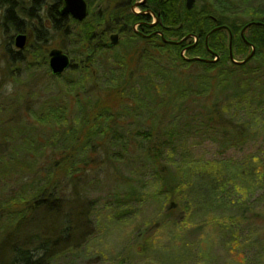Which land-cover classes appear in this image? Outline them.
<instances>
[{
    "label": "rangeland",
    "instance_id": "obj_1",
    "mask_svg": "<svg viewBox=\"0 0 264 264\" xmlns=\"http://www.w3.org/2000/svg\"><path fill=\"white\" fill-rule=\"evenodd\" d=\"M114 1H93L88 12L93 14L100 5L109 13L113 10ZM206 1L218 9L222 3L225 4L228 8L226 13L223 10H218V13H224L225 19L235 24L252 18L264 19V0H193V6L198 9ZM132 10L137 11L138 8L133 7ZM76 27L83 35V23L66 26V35H57L49 30L48 45L43 47V54L49 48L58 47L68 55L72 67L64 71L63 77L79 85L72 90L63 86L64 78L50 77L46 56L44 59L40 55L33 58L26 56L29 47L23 50L26 56L24 63L9 62L5 47L11 49V53L16 47L5 43L15 31L0 30V199L10 194L17 195L22 188H25L24 194H30L42 183L44 166L60 158L61 149L56 138H60L61 130L67 128L68 118L60 117L50 127V123L49 126L43 121H36L32 114L38 110L37 104L47 100L50 93L55 94V89L61 87L68 93L62 98L67 105L65 116H72L77 102L88 100L90 104V98L96 94L114 108L119 105L120 97L117 94L113 96V89L107 97L105 87L109 81V70L117 75V71L113 70L112 54L123 48L124 42L120 41H124L128 34H118L115 44L91 57L90 77L76 70L84 58L82 36L75 35L76 30L70 35ZM27 28L30 30L26 33L30 44L35 30L33 25ZM250 33L248 28L245 29V35ZM163 53L161 57L152 53L153 61L162 67L169 65L176 74L198 77L214 73L212 70L206 72L199 64L183 66L171 60L166 51ZM131 60H134V52L129 48L127 63L130 65ZM27 61L35 64L29 66ZM260 71L256 76L258 80L264 78V67ZM147 73V69L143 68L142 74L146 76ZM258 80L255 82L258 83ZM152 83L157 96L164 97L165 82L155 76ZM8 85H11V92L7 91ZM255 85L251 83L248 92L241 98L227 97L209 116L215 121L239 123L244 128L242 131L246 129V139L227 148L219 147L217 135L212 133L213 128L203 125L207 116L204 105H209L213 98L211 88L192 98L194 101L187 98L188 104H182L180 108L169 110L159 107L155 110L140 90L126 85L121 97L126 108L121 110L119 118L123 121V128L119 130L129 143L131 136H136L137 140L122 147L120 142H116L111 147L108 138L103 136L106 140L100 142L102 149L97 144L88 148L91 150L86 153L87 164L83 165L84 188L81 192L83 202L89 203L86 213L77 217L75 213L36 210L8 223L4 232H0V264H12L15 258L21 257L22 252L17 251L16 246L24 240L35 244L48 241L57 250L47 264H264V102L257 103L256 99L248 102V97H254L249 91ZM259 97L263 99L264 95ZM220 98L216 97L217 101L221 102ZM12 101L17 102V106L10 119L8 114L12 111ZM158 104L161 102L155 105ZM155 115L157 118L153 117ZM153 118L158 122L174 120L193 127L188 135L175 130L167 132L166 140L169 142L161 148L164 151L163 160L178 175L179 186L182 182L190 183L189 179L195 177L197 171L214 179L213 188L203 194L199 190L187 192L185 187H176L174 198L180 203L183 201L180 211L165 210L167 195L158 188L159 177L149 165L141 166L140 162H134L122 166L114 158L110 162L105 161L103 147L110 146L113 149L106 148L108 151L117 152L126 147L132 150L137 145H144L138 139L141 134L137 135L134 131L153 134L159 131L150 122ZM69 125L74 126L75 122ZM122 154L125 155L124 150ZM9 155L20 162L31 161L33 165L29 168L20 162L15 164V161L9 164ZM120 181L141 185L139 198L121 200L116 196V185ZM58 188L62 200L72 197L69 186L59 183ZM246 205L260 210L261 214L249 218L248 210L244 215L240 214L241 208ZM222 223L228 224V231Z\"/></svg>",
    "mask_w": 264,
    "mask_h": 264
},
{
    "label": "trees",
    "instance_id": "obj_2",
    "mask_svg": "<svg viewBox=\"0 0 264 264\" xmlns=\"http://www.w3.org/2000/svg\"><path fill=\"white\" fill-rule=\"evenodd\" d=\"M93 1L95 2L96 0H89V2ZM125 1L115 0L113 10L109 13H106L103 6L99 5L94 10L95 13L90 14L89 12L88 16L83 20V35H80L77 27L72 29L70 33L72 35L73 30H76L74 34L78 37L82 36L84 43V58L80 60V64L76 70L83 71V74H87L90 77L92 76L91 57L96 52L105 51V47H109L107 42L108 31L128 34V37L124 41H120L124 42L123 48L112 54L114 61V69H112L117 71V75L115 76L114 73H111L112 70H109V75L107 76L109 81L105 87L106 92L104 91L107 97H109L108 92L113 89V96L115 97V94H117V97H120L119 105L114 108L112 105L101 100L99 95L96 94L90 98L92 100L90 104L88 100L77 102L72 116H65L67 105L62 102V98L68 93L61 87L55 89V94L54 92L50 93L47 100L37 104L38 110L32 112L36 121H43L47 125L50 123L51 126H49L53 127L54 120L60 117L68 118L67 128L61 130L60 138H56L61 149L60 158L56 161H50L48 165L44 166L41 178L42 183L36 186L30 194H24L25 188H22L19 194H10L6 198L0 199V232H4L8 223L13 222L19 217L26 216V213L36 210L52 213H75L77 217H81L86 213L89 203L83 202L81 192H83L84 188L83 165L87 164L86 153L91 150L88 148L90 146L94 148L97 144L102 149L100 142L106 140L103 139V136L108 138L111 147L116 142H120L119 145L121 147L129 143L128 139L123 138L121 131L123 121L119 119L121 110L126 108L121 98L124 95L123 92L127 87L126 85L132 86L133 90H140L143 97L147 98L146 100L153 105L155 110H158L159 107H166L169 110L180 108L182 104H188L186 103L189 102L187 98L194 101L192 98L208 92V89L211 88V93L213 98H215H212L209 105L203 104L204 107L206 106L204 114L206 113L207 115L206 121L203 123L205 128H209V126L213 128L212 133L215 132L217 135V145L221 148H227L246 139V129L242 131L244 128L239 123L225 120L215 121L209 116L213 113L214 108L216 109L218 104L222 103L227 97L234 96L241 98L244 96L248 92L251 83L256 85L253 90L249 91L252 92L250 95H254V97H248V102L252 99H256L257 103L264 102V98L259 97L264 95V78L258 80L256 77L261 72V67H264L262 62L264 61V25L254 23V21L264 23V19L252 18L249 21L235 24L233 21L225 19L226 15L224 13H226L225 10L228 8L223 3L218 9V7L206 1L201 7L196 9L193 5L190 8H186L182 0H152L151 12L153 17L160 16L165 27L161 29V36L154 35L153 33L147 36H140L132 29L133 21L142 18L149 20L150 16L144 15L143 17V15L133 14L128 9ZM41 5V0H0V30L2 32L10 29L12 31H23L28 29L27 27L31 28L33 25L35 31L32 32L31 45L29 44L28 46V52L31 51L27 52L26 56L29 55L33 58V56L40 55L39 57L44 59L46 55L43 54V47L48 45L49 30H53L57 35H66L68 32L65 23H56L53 20L51 21V29L48 30L43 23L42 16L36 14ZM51 9L50 15L55 17L54 10L53 8ZM218 10H223V15H220ZM247 23L250 24L246 25ZM214 27L217 28L212 30ZM144 28L143 31L147 29L145 26ZM156 28L161 27L156 25ZM241 28H243L242 35H240ZM247 28L251 32L249 35H245V29ZM207 33L206 40H204ZM229 35L231 54L236 60L243 59L249 53V43L253 46L254 51L252 55L244 62L235 63L230 61L228 56ZM10 36L8 41H10ZM162 37L169 41H162ZM139 43L141 46H139ZM5 44H9V42ZM129 48H132L134 52V60H131L132 65L129 62L127 63ZM10 51L12 50L5 47L9 62L24 63L26 61V56L23 55V52L13 51L11 53ZM163 51H166L170 59L178 64L183 66L199 64L206 72L212 70L214 73L209 76L199 75L198 77L176 74L169 65L162 67L153 61V54H160L161 57V54H164ZM181 51H183V56L180 54ZM212 52L218 54L215 61H203L193 58L210 59L214 57V53ZM236 55L240 56L236 57ZM27 63L29 66L35 64L33 61H27ZM69 67H72V65L70 64ZM143 68H146L148 71L146 76L143 75L144 73L142 74ZM64 71L55 75L49 71V75L51 78H64ZM155 76L160 77L165 82L164 97H158L156 90L152 86V79ZM256 80H258V83L255 82ZM62 84L71 90L76 85L79 86L77 82L74 83L71 79H65ZM219 96L222 99L221 102L216 99ZM180 98L184 100H180ZM159 102L161 104L155 105ZM16 103L12 101V105L10 104L12 106L10 109L12 111L8 114L10 119L11 117L13 118L12 113L17 106ZM153 117H156V115ZM160 121L158 122L154 118L150 121L155 129H159L154 134L148 131H134L137 135L141 134V137L138 139H140V142H144V145L133 147V152L131 149H127V147L117 152L113 150L108 151L107 149L111 148L109 146V148L106 147L107 149L103 147V154L105 155L106 162H110L114 158L122 166L134 162H140L141 166L149 165L152 171L159 177L158 188L161 191L163 190V193L167 195L165 210L167 212H176L182 210L180 204L183 202L180 203L178 199L174 198L177 193L176 187H185L187 192L199 190L203 194L213 188L214 179L207 178L206 174L197 171L198 173L195 177L189 179L190 183L184 184L182 182V185L179 186L181 182L177 180L178 175L163 160L162 155L164 151L161 148H163L164 143L169 142V140H166L167 132L175 130L177 133L181 134L182 132L183 135H188L193 127L187 123L178 124L174 120H168L166 123H163L162 120ZM73 122H75V125L70 126L69 123ZM10 128L13 130L12 125ZM131 137L130 143L133 144L135 139L137 140V137ZM136 149H139V151L135 152ZM123 150L125 151V155L122 154ZM218 150L220 152L224 151V149ZM116 155H118V158ZM8 157L7 162L9 164L14 161L15 164L20 162L19 159L12 155ZM20 163L27 165L29 168L33 165L31 161H21ZM102 163L104 162L102 161ZM59 174H61V177L58 178ZM59 183H62L63 186H69V192L72 197L68 198V200H62L61 190L60 193L58 192L60 189L58 188ZM55 186L56 190L54 189ZM140 186L137 183L132 184L130 181H120L116 185L117 191L115 190V194L121 200L137 199L141 195ZM56 194L59 195L57 196ZM245 210L249 211L248 218L261 214L260 210L249 205L241 208L240 214L244 215ZM222 226L228 231V224L222 223ZM16 247L17 251L20 250L22 252V256L15 258L12 264H47L48 260L57 252L48 241L42 244H35V242L24 240ZM19 247L20 249H18Z\"/></svg>",
    "mask_w": 264,
    "mask_h": 264
},
{
    "label": "flooded vegetation",
    "instance_id": "obj_3",
    "mask_svg": "<svg viewBox=\"0 0 264 264\" xmlns=\"http://www.w3.org/2000/svg\"><path fill=\"white\" fill-rule=\"evenodd\" d=\"M84 1H85V4H86V12H87V14L82 20H77V19L73 18L68 13H60V8L63 5V0H57V2H55V0H41L42 5L39 7V9L36 12V14L37 15L39 14V15L42 16L43 23L45 24V27L48 30L51 29V21L52 20H53V22L55 21L56 23L57 22L58 23L59 22L65 23L66 26H68V24H72L73 25V23H75V24H80L81 23L82 24L83 20L89 14L88 10H89L90 4H91V2H89V0H84ZM151 1L152 0H126L125 1V4L127 5L128 9L133 14H135V15H137V14L138 15H143V17H144V15H149L150 16L149 20H146L145 18H142V19H137V20L133 21L134 22L133 25H132V28L134 27L133 31H135L140 36H147L150 33H153L154 35H159L158 32L162 33L161 29H163L165 27V24L162 23V20H161L160 16L159 17H156V16L153 17V14L151 12L152 11V9H151ZM184 4H185V2H184ZM133 7L138 8V10L137 11H133L132 10ZM51 8H53V10H54L55 17L50 15V9ZM46 9H47V11H46ZM41 10H43L42 13H40ZM156 25H158L161 28H156ZM144 26L147 27V29L143 31V29H145ZM147 30H148V32H146ZM29 31L30 30H28V29L23 30V31H19V30L15 31L14 35L10 36V41H8L9 42V46L11 47V43L13 44V38H14V36L17 33H23V34H25V44H24V46L22 48H20V49L16 48V50H15L17 52H23V50H25L26 47L29 46V42H28V39H27L28 36L26 34ZM112 33H115L117 35V38H118V34H119L118 32H110L107 35L108 43H109V35L112 34ZM116 41H117V39H116ZM109 45H112V44L109 43ZM56 48H58V47H56ZM49 49H47V51H46V54H45L46 57H47V52H48ZM58 49H60V48H58Z\"/></svg>",
    "mask_w": 264,
    "mask_h": 264
},
{
    "label": "water",
    "instance_id": "obj_4",
    "mask_svg": "<svg viewBox=\"0 0 264 264\" xmlns=\"http://www.w3.org/2000/svg\"><path fill=\"white\" fill-rule=\"evenodd\" d=\"M184 2H185V7L190 8L193 0H185ZM60 13H68L73 18H75L77 20H82L87 14L85 1L84 0H63V5L60 8ZM254 23L264 25V23L260 22V21H254ZM248 24H250V23H247L246 25H248ZM216 28L217 27H214L212 30H214ZM243 28H241V30H240V35H242ZM132 29H134V27ZM158 34L160 35V32H158ZM207 35H208V33L205 35L204 40H206ZM116 39H117V35L115 33H112L109 35V43L110 44H112V45L115 44ZM162 41H169V40L162 37ZM24 44H25V34L17 33L13 38V45L17 49H20L24 46ZM249 47H250V51L243 59H241V60L234 59L232 57L231 50H230V35H229L228 56H229L230 61L235 62V63L244 62L247 58H249L252 55V53L254 51V48L250 43H249ZM182 52L183 51H181L180 54L183 56ZM212 53H214V52H212ZM193 58L194 59H200L203 61H215L217 59V54L214 53V57L210 58V59L201 58V57H193ZM69 64H70V61H69L68 56L64 52H62L60 49L50 48L48 50V52H47V66H48L51 74L55 75V74H59V73L63 72L66 68H68Z\"/></svg>",
    "mask_w": 264,
    "mask_h": 264
},
{
    "label": "clouds",
    "instance_id": "obj_5",
    "mask_svg": "<svg viewBox=\"0 0 264 264\" xmlns=\"http://www.w3.org/2000/svg\"><path fill=\"white\" fill-rule=\"evenodd\" d=\"M11 90H12L11 85H8V86H7V91H8V92H11Z\"/></svg>",
    "mask_w": 264,
    "mask_h": 264
},
{
    "label": "bare ground",
    "instance_id": "obj_6",
    "mask_svg": "<svg viewBox=\"0 0 264 264\" xmlns=\"http://www.w3.org/2000/svg\"><path fill=\"white\" fill-rule=\"evenodd\" d=\"M192 5H193V2H192V4H191V7H192ZM61 50V49H60ZM62 51V50H61ZM63 52V51H62ZM67 55V54H66Z\"/></svg>",
    "mask_w": 264,
    "mask_h": 264
}]
</instances>
